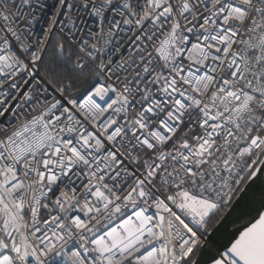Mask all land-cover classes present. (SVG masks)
Returning <instances> with one entry per match:
<instances>
[{
  "label": "snow or ice",
  "instance_id": "6c2138e0",
  "mask_svg": "<svg viewBox=\"0 0 264 264\" xmlns=\"http://www.w3.org/2000/svg\"><path fill=\"white\" fill-rule=\"evenodd\" d=\"M0 264H264V0H0Z\"/></svg>",
  "mask_w": 264,
  "mask_h": 264
},
{
  "label": "water",
  "instance_id": "95a60500",
  "mask_svg": "<svg viewBox=\"0 0 264 264\" xmlns=\"http://www.w3.org/2000/svg\"><path fill=\"white\" fill-rule=\"evenodd\" d=\"M249 203L247 201H241L235 206V210L225 214V218L220 221L217 225L219 230L216 234V239L223 242L229 233L234 231L240 224L244 223L240 217H246L247 213L250 212Z\"/></svg>",
  "mask_w": 264,
  "mask_h": 264
}]
</instances>
